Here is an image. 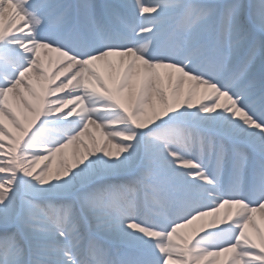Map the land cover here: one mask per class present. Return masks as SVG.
<instances>
[{
  "label": "snow or ice",
  "instance_id": "6c2138e0",
  "mask_svg": "<svg viewBox=\"0 0 264 264\" xmlns=\"http://www.w3.org/2000/svg\"><path fill=\"white\" fill-rule=\"evenodd\" d=\"M262 223L264 0H0V264H264Z\"/></svg>",
  "mask_w": 264,
  "mask_h": 264
},
{
  "label": "bare ground",
  "instance_id": "6f19581e",
  "mask_svg": "<svg viewBox=\"0 0 264 264\" xmlns=\"http://www.w3.org/2000/svg\"><path fill=\"white\" fill-rule=\"evenodd\" d=\"M258 222H259V220H258ZM261 226L264 227V223H262Z\"/></svg>",
  "mask_w": 264,
  "mask_h": 264
}]
</instances>
